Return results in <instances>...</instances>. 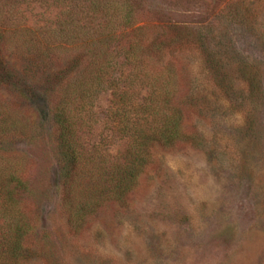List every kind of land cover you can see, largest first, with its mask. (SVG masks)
Wrapping results in <instances>:
<instances>
[{"label":"trees","instance_id":"1","mask_svg":"<svg viewBox=\"0 0 264 264\" xmlns=\"http://www.w3.org/2000/svg\"><path fill=\"white\" fill-rule=\"evenodd\" d=\"M151 1L0 0V264H63L129 203L158 148L198 144L201 34ZM30 6L55 15L29 20Z\"/></svg>","mask_w":264,"mask_h":264},{"label":"rangeland","instance_id":"2","mask_svg":"<svg viewBox=\"0 0 264 264\" xmlns=\"http://www.w3.org/2000/svg\"><path fill=\"white\" fill-rule=\"evenodd\" d=\"M149 9L201 34V54L188 58L198 144L158 148L129 203L64 247L63 264H264V1L152 0Z\"/></svg>","mask_w":264,"mask_h":264}]
</instances>
